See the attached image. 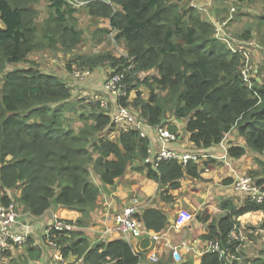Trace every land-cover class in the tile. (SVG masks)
Listing matches in <instances>:
<instances>
[{
  "label": "trees",
  "instance_id": "obj_1",
  "mask_svg": "<svg viewBox=\"0 0 264 264\" xmlns=\"http://www.w3.org/2000/svg\"><path fill=\"white\" fill-rule=\"evenodd\" d=\"M49 7V16L38 25V9L27 0H0L4 25L0 27V199L4 204H17L34 216H43L55 206L86 215L98 206L101 185L116 184L135 160L143 162L150 155L149 140L130 125L117 129L107 109L90 106L91 112L81 115L80 127L65 125L64 105L75 97L71 86L58 75L35 68L9 69V65L25 61L34 48L74 50L84 33L79 25L81 16L111 25L110 29L98 27L93 33L117 31L116 39L124 44L126 53L80 59L92 67L108 64L114 75L123 76L122 82L132 87L122 104L136 110L137 119L152 127L165 124L177 135V126L166 124L164 119L169 113L185 119L191 142L203 151L221 144L237 128L246 146H230L232 158L246 156L247 147L264 154V66L262 81L255 80L253 87H248L241 69L250 55L238 46L241 41L227 38L225 28L217 26L196 3L84 0L77 8L69 0H51ZM245 32L239 34L240 39L252 37L249 30ZM143 72L145 78L139 80ZM140 85L150 89L149 99H143ZM134 89L136 94L130 99ZM114 133L116 137L111 138ZM249 174L264 190V180L254 172ZM186 175L200 176L197 161L162 160L158 171L150 170L151 178L159 180L166 191L179 188V180ZM16 190L19 197L13 194ZM222 207L224 215L213 218L204 212L199 219L207 228L203 238L219 240L227 247L239 217L264 212V201L258 203L245 195L242 204L230 200ZM142 212L138 211L137 217L148 230L160 232L167 225L168 216L160 209ZM66 221L81 226L74 219ZM84 231L55 234L66 256L78 255L85 264H141V255L124 240L91 246ZM30 243L32 253L33 241ZM233 253L241 256L235 249ZM160 264H175L172 254ZM201 264L239 263L209 252ZM252 264H264V258H255Z\"/></svg>",
  "mask_w": 264,
  "mask_h": 264
},
{
  "label": "crops",
  "instance_id": "obj_2",
  "mask_svg": "<svg viewBox=\"0 0 264 264\" xmlns=\"http://www.w3.org/2000/svg\"><path fill=\"white\" fill-rule=\"evenodd\" d=\"M42 1L27 0V4L29 6L34 5L38 9L39 16H43L45 12H43L42 6H37ZM82 1L84 2V0ZM186 1H191L192 5L196 3V7L200 6L201 10L205 11L217 26L225 28L229 35H236V38H239V34L247 33L245 32V26L252 23L249 30L252 37L248 40L239 38L241 43L238 46L248 52L250 59H256L258 55L264 56V51L261 50V47H264V20H259L258 27L252 22L254 20H251L257 13L264 11V5L261 7L249 6L248 2L235 1L234 3L233 0ZM109 3L114 4L112 1H109ZM81 6L76 7L80 8ZM48 14L46 12V18ZM44 18L41 20H44ZM3 26L0 22V27ZM234 28H237V31ZM257 66L259 65L257 64ZM106 76V74L101 75L103 79ZM254 79L258 78L254 76ZM258 81H261V78ZM164 122L177 126L179 137L178 140L171 142L166 148L179 153L202 156L197 161L200 176L186 175L179 180V188L166 191L164 185H160L159 180L150 176V170H157L150 164H145L142 160H135L116 184L101 185L102 193L99 204L97 207L90 209L86 215L76 210L67 209L65 212H69L71 217H61L59 207L55 206L43 216H36L31 219L33 232L30 239L33 240L32 245H35L36 248L32 246L31 253L28 248L22 249L20 247L24 262L29 264H53L52 250L45 242L43 235L40 236V234H43L47 224L52 222L54 213L62 219H74V221L80 222L81 226L79 228L85 230V238L91 246H96L104 241L122 239L121 237H111L105 229L126 208L138 207L142 214V211L149 208H157L168 216L167 225L160 232L148 230L143 223L145 234L139 240L131 243L132 250L142 257L141 264H160L163 261H168L171 247L179 245L182 240H187L192 250L189 251L183 248V260L176 262L173 259L175 264H201L209 241L203 238L207 228L206 224L199 219V216L204 212L210 214L213 218L224 215L225 211L222 209V205L230 200L236 204H242L245 194L236 192L232 186L233 182L238 176L251 172H254L259 180H264V154L247 147L246 156L239 159L232 158L228 153L230 146L234 144L246 146V139L239 134L237 128L228 133L221 144L203 151L196 149L191 142L190 134L186 131L185 119H176L172 113H169L166 115ZM149 137L152 142L149 157L154 159L164 146L159 140L154 127L149 128ZM169 188L170 186L166 187V189ZM2 194L0 186V197ZM13 194L19 197L20 191H13ZM183 210L191 212L194 218L187 224L178 226L177 217ZM260 214H263V216ZM261 222H264V212H250L239 217V225L236 230L244 234L246 240L242 242L241 257H229L228 261L230 263L237 261L239 264H243L245 260H248L249 264H252L255 258H264V226H261ZM152 233H158L161 239L155 241L151 236ZM154 256L159 257L158 262L152 260ZM67 261L73 264H85L81 257L73 253L68 254ZM1 263L3 262L1 261Z\"/></svg>",
  "mask_w": 264,
  "mask_h": 264
},
{
  "label": "built area",
  "instance_id": "obj_3",
  "mask_svg": "<svg viewBox=\"0 0 264 264\" xmlns=\"http://www.w3.org/2000/svg\"><path fill=\"white\" fill-rule=\"evenodd\" d=\"M75 6L83 4L82 0H71ZM234 11V9H232ZM230 38H232L229 35ZM237 41L236 39L232 38ZM249 60V59H248ZM247 60L241 69V74L243 80L246 82L248 87H253V66ZM114 72V71H112ZM111 72V73H112ZM75 77L79 80L85 81L91 75L89 70L75 71ZM139 80L145 78V73L139 74ZM123 76L116 74L109 77L105 82V87L112 90L116 96V111L113 113L112 117L115 123L121 128H128L129 125L136 129L140 136L149 140L150 150L152 147V142L149 137V128H153L148 123L143 120L137 119V117L129 110L128 107L122 104L123 98L128 94L129 89L132 86H127L123 82ZM138 82V80H137ZM92 103V102H91ZM102 107L103 104L101 103ZM157 131L158 138L161 141L164 148L160 151L158 156L154 159L148 157L144 160L145 164H150L155 170H159V164L162 160H178L183 164H187L190 160L198 161L201 157L196 154L189 153H179L175 150L166 148L171 142L178 140V135L172 132L165 124H160L154 127ZM233 189L238 193H243L248 195V197L255 202L261 203L264 201V190L250 174H243L238 176L233 182ZM17 204L11 203L9 205L4 204L0 199V256L7 254L15 246L25 245L33 232V227L31 219L36 216L29 212L24 215ZM138 207L126 208L122 214L115 217L111 225H109L105 231L110 234L111 237H121L125 240L131 247V243L139 240L143 234H145V229L143 222L137 217ZM25 212V211H24ZM193 214L188 210H183L177 217V225L182 226L187 224L189 221L193 220ZM79 229L76 222H69L60 218L56 213L52 215V222L48 223L43 231V238L47 245L51 248L53 254V264H73L67 261V256L65 255L62 246L58 243L56 235L57 232L60 234H68ZM56 234V235H55ZM152 238L155 241H159L161 236L158 233H152ZM246 240V236L239 231L235 230L231 232L229 244L227 247H223L219 240H209L208 246L206 247L205 253H219L224 259L229 257H237L233 253V249L236 250L241 255L242 242ZM237 244V246H234ZM186 248L189 251L192 247L189 245L187 240H182V242L174 247H171L172 258L176 262H181L183 260L182 249ZM154 262L159 261L158 256L152 258Z\"/></svg>",
  "mask_w": 264,
  "mask_h": 264
},
{
  "label": "rangeland",
  "instance_id": "obj_4",
  "mask_svg": "<svg viewBox=\"0 0 264 264\" xmlns=\"http://www.w3.org/2000/svg\"><path fill=\"white\" fill-rule=\"evenodd\" d=\"M51 0H43L42 2L38 3L37 6H42L44 15L38 16L36 22L38 25H41L44 20H41L43 17L46 18V12L48 14L50 10V3ZM75 2V0H73ZM249 3V2H248ZM247 4V3H246ZM115 4H113L114 6ZM259 6L261 7L264 5V0H255L253 3H249V6ZM247 12V11H245ZM41 15V14H40ZM49 16V14H48ZM248 17V16H247ZM44 18V19H45ZM249 20V19H245ZM251 20H254V25L256 27L259 26V20H264V11L261 13H257ZM1 22V21H0ZM40 22V23H38ZM252 24V23H251ZM250 25L245 26V31L250 30ZM80 27L83 29L84 33L82 34V41L81 43L71 52H66L62 50H52V49H32L28 54V57L25 61L20 63H16L13 65H9V69L13 68H35L44 72H49L58 75L60 78L65 80L72 88L73 95L75 100L72 99L70 102L64 105L63 114L65 116L64 124L67 126L72 127H80L82 114H89L91 112L92 106H97V109H107L111 111V114L116 111V94L105 87L106 80L113 76V70H109L107 67L108 64H105L103 67H92L90 64L84 65V60L80 59V56L88 57V56H97L102 53H116L123 55L126 53V49L123 43L118 42L116 39L117 31H113L107 34H99L93 33L96 28H104L106 26H111L109 23H102L98 24L94 20H90L87 17L81 16L80 18ZM110 29V28H109ZM237 31V28H234ZM231 37L234 36V39L240 40L236 38V35H230ZM229 38V36H227ZM233 38V37H232ZM261 50L264 51V47H261ZM253 66V76L257 77V81L261 77L262 81V70L261 68L264 66V56L258 55L256 59L251 58L248 60ZM257 64L259 66H257ZM81 70H89L91 75L85 81L79 80L75 77V71ZM112 72V73H111ZM106 74L107 76L103 79L101 75ZM156 74V72H155ZM2 75H0V88H2ZM253 82L255 83V79L253 78ZM139 89L142 92L143 99H149L151 96V91L144 85H140ZM136 91L135 89L132 90L130 95V99H134ZM92 102V103H91ZM101 103L104 107H102ZM91 106V107H90ZM130 108V107H129ZM130 111L135 115H137V111ZM35 119L40 120L39 116H36ZM121 127L118 126L117 129ZM116 134L114 133L111 138H115ZM19 206V205H18ZM20 208V206H19ZM22 209V208H21ZM20 209V210H21ZM60 212L59 215L61 217H71L69 212H65L68 208L59 207ZM21 212L24 215H27L26 212L22 209ZM263 216V214H260ZM259 216V215H258ZM64 219V218H63ZM262 224V222H261ZM80 229V228H79ZM42 234H40L41 236ZM33 241L29 239V241L23 246H15L13 250L1 256V264H29L28 262H24L23 253H21V249L28 248L31 244L30 242ZM36 248L35 245H32ZM17 250L16 252H14ZM14 252V253H13ZM13 253V254H12ZM13 258V260H12ZM15 260V262H13Z\"/></svg>",
  "mask_w": 264,
  "mask_h": 264
}]
</instances>
